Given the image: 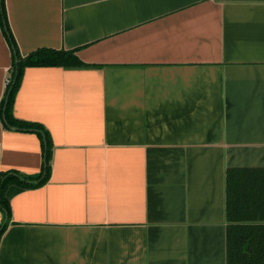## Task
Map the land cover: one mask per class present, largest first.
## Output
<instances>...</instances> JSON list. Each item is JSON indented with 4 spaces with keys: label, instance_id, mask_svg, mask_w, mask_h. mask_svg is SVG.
Returning a JSON list of instances; mask_svg holds the SVG:
<instances>
[{
    "label": "crops",
    "instance_id": "crops-1",
    "mask_svg": "<svg viewBox=\"0 0 264 264\" xmlns=\"http://www.w3.org/2000/svg\"><path fill=\"white\" fill-rule=\"evenodd\" d=\"M27 68L14 116L53 152L8 188L0 264H226V171L264 168V0H5ZM13 51L0 26V175L38 177L41 138L1 116Z\"/></svg>",
    "mask_w": 264,
    "mask_h": 264
},
{
    "label": "trees",
    "instance_id": "trees-1",
    "mask_svg": "<svg viewBox=\"0 0 264 264\" xmlns=\"http://www.w3.org/2000/svg\"><path fill=\"white\" fill-rule=\"evenodd\" d=\"M0 26L13 51L11 82L5 89L1 116L7 129L36 133L42 140L43 172L38 177H23L17 173L0 175V209L10 216L6 198L12 185L25 189L43 186L50 178L53 144L49 132L38 123L22 121L14 116L16 95L27 68L87 67L76 51L40 49L26 57L18 52L10 31L5 0H0ZM226 264H264V168H229L226 171ZM7 223L0 226V242Z\"/></svg>",
    "mask_w": 264,
    "mask_h": 264
},
{
    "label": "built area",
    "instance_id": "built-area-1",
    "mask_svg": "<svg viewBox=\"0 0 264 264\" xmlns=\"http://www.w3.org/2000/svg\"><path fill=\"white\" fill-rule=\"evenodd\" d=\"M10 82H11V78L9 76V78L7 79V85L10 84Z\"/></svg>",
    "mask_w": 264,
    "mask_h": 264
}]
</instances>
